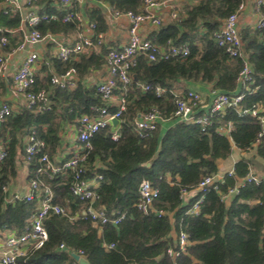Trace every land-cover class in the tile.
Masks as SVG:
<instances>
[{"label":"trees","instance_id":"trees-1","mask_svg":"<svg viewBox=\"0 0 264 264\" xmlns=\"http://www.w3.org/2000/svg\"><path fill=\"white\" fill-rule=\"evenodd\" d=\"M2 1L0 26L8 30L19 27L20 13L4 12ZM52 1L34 3V7L41 5L37 8L40 14L47 15L36 28L43 35L75 28L72 23L49 16L60 17L68 9L79 10L78 3L63 8L51 4ZM97 1L106 3L112 10L140 12L143 9V0ZM240 1L197 0L186 5L176 19L162 23L151 34L152 41L188 43V56L154 61L141 56L131 71L136 81L133 79L125 93L127 103L119 123V137L112 139V124L91 137L86 176H93L95 172L101 175L96 205H103L110 218L122 214L118 223L94 226L88 220L71 221L68 215H51L44 221L48 234L45 244L39 249H30L18 258L17 264H73L70 253L79 250L91 264H264V184L239 186L228 203L220 197L248 173L251 159L241 157L236 161L232 173L223 174L218 189L195 191L202 177L217 172V160L227 158L234 146L254 149L255 155L264 160V137L256 143L258 121L244 111L258 104L264 106V28H240L242 50L253 75L248 89L237 83L241 59H229L213 39V33ZM84 13L95 24V32L104 29L105 13L100 7H86ZM49 61L55 73L74 66L79 80L73 89L54 87L49 110L34 112L22 106L0 122V139L9 138L8 155L0 163V234L5 230L21 233L37 207L36 201L7 202V193L2 190L17 175V148L24 158L23 137L34 130L46 143L45 150L53 155L61 145L60 132L64 125L73 123L82 113H94L92 107L103 105L95 86L84 84V75L94 62L92 57L62 62L53 56ZM97 65L101 63L94 64ZM50 76L49 71L41 78L35 76L33 90L47 87ZM138 82L158 83L168 90L187 89L191 82L207 83L219 92L228 95L240 92L243 97L239 110L228 107L222 113L208 114L210 123L202 131L196 122L173 117L175 107L171 95L160 97L152 90L143 91L137 87ZM153 106L174 121L164 131L157 128L141 138L134 130L133 120L138 112ZM114 110L115 107H108V111ZM202 114L203 111H198L195 116ZM228 124V132H220ZM37 167L36 161L27 164L26 180L37 176ZM143 178L158 189L153 208L163 214L143 213L135 206L139 199L138 185ZM50 183L55 203L68 206L69 215L79 210L80 201L69 191L71 176L56 175ZM182 189L188 192L184 197ZM200 197L198 213H189ZM171 230L175 232L174 237ZM180 231L187 234L188 244L184 252L172 258L167 249L177 248L175 238ZM109 244L113 246L108 248Z\"/></svg>","mask_w":264,"mask_h":264},{"label":"built area","instance_id":"built-area-1","mask_svg":"<svg viewBox=\"0 0 264 264\" xmlns=\"http://www.w3.org/2000/svg\"><path fill=\"white\" fill-rule=\"evenodd\" d=\"M27 8L20 12L22 30V40L15 46H10L9 30L0 26V74L6 69V60L9 53H15L25 50L29 45H35L45 38H52V34L43 35L36 25L41 19L47 17L46 14H40L35 8L34 3L38 0H22ZM63 8H70L73 3H79L81 0H55ZM180 0H143V9L140 12L132 10H112L114 17L125 16L128 20V35L126 42L120 47H109L104 55V77L95 84L96 92L100 95L103 105L92 107L94 113H82L78 115L69 126L74 129L73 145L65 151L60 152V156L50 155L46 150V143L37 136L34 130L25 135L23 140L24 162L26 165L31 161H36V177L28 180L24 190L11 187L10 184L2 186V190L7 193V202L14 203L19 200L26 202L36 201V210L31 214L29 225L21 232L16 233L13 230H5L4 235H0V264H17L19 257L24 256L30 249H39L47 241L48 234L44 226V221L51 215H68L71 221L78 219L88 220L94 226H101L108 222L117 224L123 215L110 218L103 205H96L97 192L101 175L94 173L93 176H86L88 170L87 161L92 149L91 137L100 129L109 125L114 126L112 139L119 137V123L123 111L126 109L125 93L128 86L133 81L132 69L138 64L141 56L148 61L157 59L172 60L183 59L188 56L190 47L188 43H173L167 40L164 44H158L151 39L145 38L140 29L144 24H151L155 27L161 25V19L157 15V7H170V18L178 17L177 11L172 8L175 2ZM21 0H3L2 7L4 12L16 10L20 7ZM257 13L255 27L264 28V0H241L236 9L224 18L218 30L213 33L215 43L221 47L229 59L240 58L241 67L237 76V83L242 88L248 89L253 82V75L250 63L242 50L240 27L238 19L248 4ZM51 19L60 20L63 23H72L79 32L77 39L71 44H64L55 39L54 56L62 62L69 61L81 53L85 48L92 47L101 43L103 34L95 32V24L91 22L84 12L80 10L68 9L60 17L56 14L49 16ZM85 29L93 32V35L86 34ZM8 49V52H7ZM39 61V53L28 49L20 65L12 76L11 94L22 100L23 106L34 112H43L51 107V91L54 87L62 89H73L78 80V72L74 66H70L59 73L51 74L49 85L38 90H33L35 81L34 69ZM143 91L152 90L156 96L166 97L171 95L174 103L173 117L182 121H193L200 125L201 130L210 123L208 114L222 113L225 108L232 107L239 110V103L243 97L242 93L228 95L219 91L214 92L210 103L203 110V114L196 117L195 114L203 108L201 94L193 89L173 88L166 89L160 84H149L144 82L136 83ZM118 90L116 103H112V98ZM115 107L110 112L108 107ZM256 118L259 124V130L256 137V143L261 142L264 137V106L255 105L251 109L244 110ZM13 113L9 102L0 103V122L5 121ZM117 122L113 124L112 120ZM166 118L161 110L156 106L148 110L138 112L133 120V127L139 137H146L150 132L160 127V124ZM68 124V123H67ZM228 132L229 124L224 129ZM9 138L0 139V163L8 155ZM57 153V152H56ZM58 157V158H57ZM99 165V164H97ZM232 173V170L228 171ZM56 175L71 176L69 186L70 193L76 197L81 205L78 211L69 215V207L55 203L53 201V191L50 181ZM223 182V175L210 174L202 177L195 191H204L209 187L218 189V184ZM245 183L264 184V175H259L251 171L238 180L235 186L228 188L225 193L220 195L221 200L226 202L238 192V188ZM188 192L181 190V196L184 197ZM139 199L136 203L137 209L143 213L150 211L157 215L163 214L153 208V201L158 196V189L151 182L143 178L138 185ZM202 200L197 199L189 213L196 214L199 211V203ZM188 244V236L184 231H180L175 238V246L167 249V254L175 258L181 252H184ZM113 244L107 245L108 248ZM63 248V244L59 245ZM75 253V252H74ZM79 256L85 257L83 252H76ZM71 256V253H70ZM73 264H79L74 260Z\"/></svg>","mask_w":264,"mask_h":264},{"label":"crops","instance_id":"crops-1","mask_svg":"<svg viewBox=\"0 0 264 264\" xmlns=\"http://www.w3.org/2000/svg\"><path fill=\"white\" fill-rule=\"evenodd\" d=\"M197 0H180L178 2H175L172 6L174 8L178 15L180 14L181 10L186 5H191L196 3ZM53 5H57L56 1L53 0ZM41 6V5H40ZM38 6V7H40ZM100 7L101 10L105 13V27L103 30H101V33L103 34L101 43L98 45H93L92 47L85 48L81 53L76 55L75 57L71 58L72 60L81 61L82 58H88L92 57L93 62L89 65V68L84 75V84L87 87L95 86V84L100 81L104 75H105V67H104V55L109 47H120L122 46L126 40L128 35V20L125 16H119L114 17L111 8L103 2L97 1V0H81L78 3L79 10L84 12V8L86 7ZM37 6L34 8L38 10ZM27 6L23 3L21 0L19 9H16L19 13L23 12ZM170 7H157L156 12L159 18L161 19V24L171 20L170 18ZM85 14V13H84ZM257 20V13L254 12L252 8V4L249 3L246 10L240 14L238 19V24L240 28L243 27H255V23ZM158 27H155L151 24H144L140 32L141 34L147 38L151 39V34L156 31ZM9 40H10V46L17 45L22 40V30L20 29V26L14 29L9 30ZM86 34L93 35V32L89 29H85L84 31ZM78 31L75 28H67L63 32H57V33H50L52 34V38H45L39 43L35 45H29L26 47L25 50L15 52V53H9L6 60V69L0 74V103L2 101H7L11 105L13 112H16L20 107L23 106L22 100L20 98L14 97L11 94V83H12V76L13 73L16 71L17 67L20 65L22 59L24 58L26 52L28 49L35 50L39 53V61L36 63L34 74L35 76L41 78L43 75L46 74V72H51V74L54 72V67L52 63L49 61L50 58L54 56V50H55V40L61 41L64 44H71L73 43L77 37H78ZM55 39V40H54ZM8 52V49H7ZM96 62L101 63L100 66H94ZM188 88L193 89L201 94L202 97V106L200 111L205 110L206 106L210 103L214 92L217 90H214L212 88L211 84L207 83H199V82H191L188 83ZM118 97V91H116V94L112 98V103H116ZM114 107V106H112ZM176 119V118H175ZM174 119L166 118L161 124H160V131H164L167 127H169ZM70 123H66L63 127V130L60 132L61 134V145L59 148H57L55 155L60 156L61 151L68 150L74 143L73 137H74V129L73 127L69 126ZM225 131V130H224ZM25 137V136H24ZM22 139V145L23 140ZM241 157H247L250 158L252 163L250 166L251 171L254 173H257L259 175H264V160L259 158L255 155L254 149H248L243 150L240 148H237L236 146L233 147L231 154L225 158V159H218L217 160V175H223L224 173L233 170L234 163L238 161ZM58 158V157H57ZM16 159H17V175L14 178L15 181H10L11 187L18 188L20 190H24L27 186L28 180H26L28 169L27 165L24 162V158L22 157L20 153V149L17 148L16 150ZM100 165V164H99ZM20 178H24V182H20ZM231 200V198H228L226 202L228 203ZM170 221H173V218H170ZM171 236H175L174 230H171ZM5 232L3 231L0 235H4ZM1 245V243H0Z\"/></svg>","mask_w":264,"mask_h":264},{"label":"water","instance_id":"water-1","mask_svg":"<svg viewBox=\"0 0 264 264\" xmlns=\"http://www.w3.org/2000/svg\"><path fill=\"white\" fill-rule=\"evenodd\" d=\"M133 79L136 81V76L133 75ZM113 124L117 122L116 119L112 120ZM71 257L76 260L79 264H91L86 257L79 256L77 253H71Z\"/></svg>","mask_w":264,"mask_h":264},{"label":"rangeland","instance_id":"rangeland-1","mask_svg":"<svg viewBox=\"0 0 264 264\" xmlns=\"http://www.w3.org/2000/svg\"><path fill=\"white\" fill-rule=\"evenodd\" d=\"M12 181H15V179H13ZM20 182H24V178H20Z\"/></svg>","mask_w":264,"mask_h":264}]
</instances>
